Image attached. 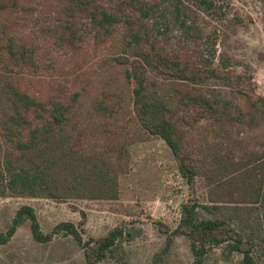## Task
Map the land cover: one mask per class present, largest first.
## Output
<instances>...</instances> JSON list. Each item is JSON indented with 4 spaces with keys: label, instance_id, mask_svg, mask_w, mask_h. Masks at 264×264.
Here are the masks:
<instances>
[{
    "label": "rangeland",
    "instance_id": "1",
    "mask_svg": "<svg viewBox=\"0 0 264 264\" xmlns=\"http://www.w3.org/2000/svg\"><path fill=\"white\" fill-rule=\"evenodd\" d=\"M42 1L43 13L21 18L19 8L11 16L12 23L6 22L9 34L26 45L39 43L37 69L26 66L13 68L10 75L0 74V88L11 82L31 94L60 95L67 100L78 93L64 129L83 137L75 144L76 155L63 157L67 168L62 164L53 168L63 183L55 197L17 195L0 182V234L8 229L15 212L27 205L34 209L44 233L68 222L78 228L84 242H96L123 227L126 237L118 240L115 252L93 264H156L158 258L161 264H193L189 239L175 231L182 205L197 203L199 217L223 218L246 235L256 264H264V206L259 204L257 193L259 185L264 187L260 168L264 163V107H249L242 95L222 82L203 86L204 96L218 101L217 111L210 120L199 122L188 136L187 153L197 171L189 180L165 142L148 135L134 118L133 84L126 79L127 66L115 62L119 56L131 57L133 49L119 34L114 40L97 44L93 32L77 48L67 47L68 34L62 28L65 22L57 15L60 0ZM180 1L177 15V0H169L164 6L171 21L169 38L173 44L183 43L182 29L185 35L188 27H193L191 33L198 28L214 41L203 46L214 53L212 62L220 66L228 63L234 75L250 77L255 94L264 97V0H208L213 3L210 13L195 0ZM21 3L24 8L31 5L29 0ZM181 15L189 18L186 23L181 24ZM19 18L24 21L21 26L14 23ZM206 47L201 49L203 53L210 52ZM204 60L197 63L204 65ZM154 78L149 75L148 86ZM155 82L163 94H173L170 82ZM103 97L118 102L112 117L94 108L95 101ZM2 103L0 100L3 170L15 151L3 130V123L8 121L6 113L11 112H3ZM111 131L117 134L113 143ZM108 176L116 185L111 199L62 192L70 179L92 184ZM205 206L216 209L206 210ZM240 260L241 255L220 245L209 250L202 264H240ZM0 264L87 263L84 249L72 237L59 234L48 243L36 242L26 221L8 242L0 244Z\"/></svg>",
    "mask_w": 264,
    "mask_h": 264
},
{
    "label": "trees",
    "instance_id": "2",
    "mask_svg": "<svg viewBox=\"0 0 264 264\" xmlns=\"http://www.w3.org/2000/svg\"><path fill=\"white\" fill-rule=\"evenodd\" d=\"M46 1V0H44ZM203 11L210 13L212 1L195 0ZM169 0H60L57 15L64 21L62 28L68 36L66 46L77 48V44L93 32L97 44L114 40L118 34L123 43L133 49L131 57L119 56L117 64L127 66L125 76L132 83V111L138 125L150 136L158 137L169 147L180 162L182 174L192 180L196 175V165L187 153L188 136L202 120H210L217 111V100L209 99L201 91L210 82H222L238 95H242L247 105L253 109L264 107V97L256 95L250 77L233 74L228 63L215 65L214 53H203L206 43L214 41L203 36L193 27L183 31V43L173 44L169 38L171 21L167 18L164 7ZM29 7L24 8L21 0H0V74L10 75L13 68L21 69L33 66L37 69L35 58L37 45H26L24 40L9 34L6 22L12 23V17L21 10V18L43 13L42 0H29ZM175 14L181 5L177 0ZM177 8V9H176ZM30 14V15H29ZM15 24L21 26L23 19ZM182 22L189 19L181 15ZM184 19V20H182ZM86 20L90 25L84 22ZM79 22V23H78ZM11 26V25H10ZM88 26V27H87ZM183 26V25H182ZM190 28V29H189ZM194 28V29H195ZM163 32H162V31ZM43 30L39 31V36ZM39 39V38H38ZM210 47V45H209ZM205 58L204 65L197 63ZM231 69V70H230ZM155 80L172 84L173 94H163L156 88L155 80L148 86L149 75ZM2 96V97H1ZM78 93H72L67 100L60 95L44 96L31 94L16 86L7 84L0 88L1 109L8 121L3 123L5 135L14 147L12 161H6L3 170L0 167V182L17 195L50 196L63 188L54 175V167L62 164L67 168L63 157L76 153L75 144L83 137L65 131L69 121V112L75 106ZM97 111L110 113L118 111V102L113 98L103 97L95 101ZM116 131L110 132V142L116 141ZM70 143L72 146L67 143ZM75 152V153H74ZM76 155V154H75ZM1 166V165H0ZM264 172V163L261 164ZM114 180L108 177L98 179L90 184L89 180L70 179L63 189L72 191L76 196L89 194L92 198H112L116 192ZM259 204L264 206V187L259 185ZM70 196V194H66ZM197 203H187L181 207V217L175 234L185 235L190 241V248L195 258L193 264H202L212 247L224 245L228 251L241 255L240 264H256L252 255L251 240L230 222L223 218L199 217ZM206 210L214 206L203 207ZM28 221L32 237L36 242L48 243L59 234L72 237L84 249L87 264H93L117 249L118 240L126 237L123 227H117L96 242H84L80 231L72 223L57 224L51 232L41 230L37 216L32 207L23 205L16 212L8 229L0 234V244L9 241L18 226ZM174 234V235H175ZM156 264H161L158 258Z\"/></svg>",
    "mask_w": 264,
    "mask_h": 264
}]
</instances>
